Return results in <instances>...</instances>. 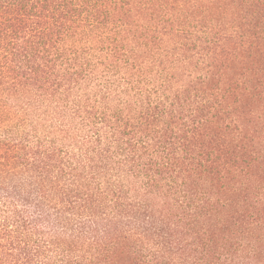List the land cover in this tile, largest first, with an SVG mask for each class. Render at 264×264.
<instances>
[{
    "label": "trees",
    "instance_id": "1",
    "mask_svg": "<svg viewBox=\"0 0 264 264\" xmlns=\"http://www.w3.org/2000/svg\"><path fill=\"white\" fill-rule=\"evenodd\" d=\"M0 264H264V0H0Z\"/></svg>",
    "mask_w": 264,
    "mask_h": 264
}]
</instances>
